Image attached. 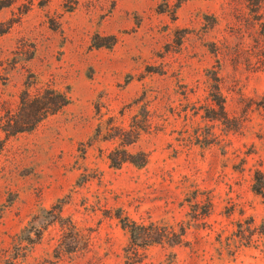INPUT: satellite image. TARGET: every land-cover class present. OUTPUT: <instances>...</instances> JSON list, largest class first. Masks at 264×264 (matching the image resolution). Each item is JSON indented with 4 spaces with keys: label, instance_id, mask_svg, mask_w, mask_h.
<instances>
[{
    "label": "rangeland",
    "instance_id": "1",
    "mask_svg": "<svg viewBox=\"0 0 264 264\" xmlns=\"http://www.w3.org/2000/svg\"><path fill=\"white\" fill-rule=\"evenodd\" d=\"M68 1L0 0V117L22 118L35 81L69 97L31 131L0 129V264H126L117 213L176 231L189 223L193 249L153 244L144 264L173 254V264H264V236H237V222L264 220L251 190L253 169L264 171V10L255 18L252 0ZM214 77L224 123L205 116L217 110ZM134 117L147 122L128 149L148 163L112 167L117 142L96 128ZM195 189L213 195L204 220L189 214ZM68 221L79 234L57 257Z\"/></svg>",
    "mask_w": 264,
    "mask_h": 264
},
{
    "label": "trees",
    "instance_id": "2",
    "mask_svg": "<svg viewBox=\"0 0 264 264\" xmlns=\"http://www.w3.org/2000/svg\"><path fill=\"white\" fill-rule=\"evenodd\" d=\"M15 1L16 0H7L6 4L10 5ZM68 2L74 4L75 0H69ZM251 6V12L256 18V16L259 14L262 15L263 13L264 0H252ZM70 7L73 6L71 5ZM256 62L264 67V50L261 51ZM213 80L210 100L217 105V110L210 106L208 115L206 113L205 116L218 120L222 118V122L224 123L225 120H228L225 109L226 97L221 92L217 77H214ZM68 102L69 97L65 92L57 90L49 83L35 81L30 85H26L25 90H23V96L20 101V108L22 109L20 110L22 111L20 116H22V118L17 117L15 113H11V110H8L5 117H0V129L7 134L31 131L41 121L59 112ZM146 122L147 118L140 120L134 117L127 128L120 124H113L106 128L105 134L101 132L100 127L96 128L97 136H102L103 138L107 136L109 140L117 142V145L106 155L110 166L118 168L123 163L129 162L137 167H143L148 163V155L144 151L132 153L128 149L131 144L137 141ZM3 147L4 142L0 138V154ZM251 190L264 197V171L260 168L256 167L253 169L251 174ZM203 194L204 193L199 189H195L191 192L189 196L190 199H187L192 203L191 212L189 213L192 220H204L209 217L213 211V195H211L210 192ZM199 195L202 196V199L197 201ZM58 212L60 213V209ZM114 217L129 235L128 243L123 248L126 264H144L146 253L144 251L140 252V250H145L148 246L153 244H184L190 245L192 249L194 248L189 241L185 240L186 229L189 227V223H187V225L181 224L179 231H176L172 225L162 221H150L145 224L136 221L128 214L121 215V213L115 214ZM237 226V236L240 240H245V243L256 241V239H253L254 235L264 236V220H262L259 225H255L253 218L248 217L244 220V223L237 222ZM66 229L68 231L66 232L64 229L58 248H56L57 257H59L61 253L66 252L65 246L67 243L65 239L67 235H74L75 238L79 234L78 229L72 222L68 221ZM174 257V254L173 256H169L166 264H173Z\"/></svg>",
    "mask_w": 264,
    "mask_h": 264
}]
</instances>
